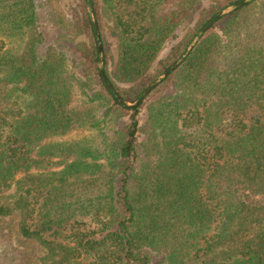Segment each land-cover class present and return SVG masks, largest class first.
Instances as JSON below:
<instances>
[{
  "label": "trees",
  "instance_id": "trees-1",
  "mask_svg": "<svg viewBox=\"0 0 264 264\" xmlns=\"http://www.w3.org/2000/svg\"><path fill=\"white\" fill-rule=\"evenodd\" d=\"M63 1L0 0V264H264V0L133 108L100 70L132 104L241 0H90L103 60Z\"/></svg>",
  "mask_w": 264,
  "mask_h": 264
},
{
  "label": "water",
  "instance_id": "water-1",
  "mask_svg": "<svg viewBox=\"0 0 264 264\" xmlns=\"http://www.w3.org/2000/svg\"><path fill=\"white\" fill-rule=\"evenodd\" d=\"M254 0H241L237 3L232 4L231 6L226 7L225 9H223L222 11H220L218 14H216L215 16H213L201 29L200 31L197 33V35L195 36V38L193 39L192 43L189 46V49L187 50V52L184 54L183 58L180 59L177 63L173 64L169 69H167L163 75L161 77H159L158 79H156L152 84H150L143 92L142 94L136 99V101L132 104H128L126 105L123 100L121 99V97L119 96V94L117 93V91H115L113 89V87H111V85L109 84L103 69L100 70V74H101V79L102 82L104 83L105 87L111 91L114 96L117 98L118 102L123 105L126 106L128 108H133L135 106H137L141 101H143V99H145L147 97V95H149V93L154 90L159 84L160 82L165 79L171 72H173L181 63H183L184 59L188 56L189 51L194 47V45L198 42L199 38L208 30L210 29V27L217 21L219 20L221 17L229 14L231 11H233L234 9L240 8L242 6H244L245 4L252 2ZM87 13L92 21V27H93V31L95 33L96 36V40L98 43V50L100 53V59L103 60L102 57V47H101V43H100V38H99V34H98V28L97 25L93 19V14H92V7H91V1L87 0Z\"/></svg>",
  "mask_w": 264,
  "mask_h": 264
},
{
  "label": "rangeland",
  "instance_id": "rangeland-1",
  "mask_svg": "<svg viewBox=\"0 0 264 264\" xmlns=\"http://www.w3.org/2000/svg\"><path fill=\"white\" fill-rule=\"evenodd\" d=\"M76 0H64L63 2H62V4H64V3H66V11H65V14H66V16L67 17H69L70 16V14H71V10H72V8L75 6V2ZM183 33L184 32H179L178 33V35H179V38H181L182 36H183ZM111 41V40H110ZM112 42V41H111ZM175 43V41H173V42H169L166 46H165V48H164V50H163V53H167L168 51H169V49L171 48V46L173 45ZM114 50H115V48H113ZM152 84V83H151ZM142 94V93H141ZM144 115H142V118H141V122H143V119H144Z\"/></svg>",
  "mask_w": 264,
  "mask_h": 264
}]
</instances>
